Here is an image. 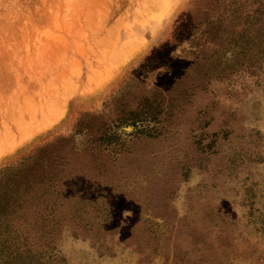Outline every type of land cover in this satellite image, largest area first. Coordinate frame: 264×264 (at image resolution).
Wrapping results in <instances>:
<instances>
[{"label": "rangeland", "instance_id": "374dc122", "mask_svg": "<svg viewBox=\"0 0 264 264\" xmlns=\"http://www.w3.org/2000/svg\"><path fill=\"white\" fill-rule=\"evenodd\" d=\"M6 192L0 264H264V0H0Z\"/></svg>", "mask_w": 264, "mask_h": 264}, {"label": "trees", "instance_id": "16d2710c", "mask_svg": "<svg viewBox=\"0 0 264 264\" xmlns=\"http://www.w3.org/2000/svg\"><path fill=\"white\" fill-rule=\"evenodd\" d=\"M13 205L14 204H12L11 200L8 198V192L2 195L0 194V213L6 212Z\"/></svg>", "mask_w": 264, "mask_h": 264}, {"label": "bare ground", "instance_id": "6f19581e", "mask_svg": "<svg viewBox=\"0 0 264 264\" xmlns=\"http://www.w3.org/2000/svg\"><path fill=\"white\" fill-rule=\"evenodd\" d=\"M162 2H164V1H162ZM161 4V3H160ZM163 8V7H162ZM169 8V7H168ZM156 9H158V8H156ZM165 9V8H164Z\"/></svg>", "mask_w": 264, "mask_h": 264}]
</instances>
